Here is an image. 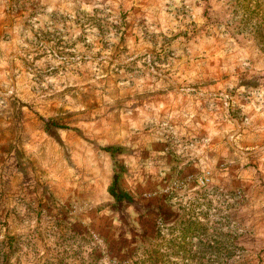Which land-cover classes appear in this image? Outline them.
Segmentation results:
<instances>
[{"label": "rangeland", "instance_id": "obj_1", "mask_svg": "<svg viewBox=\"0 0 264 264\" xmlns=\"http://www.w3.org/2000/svg\"><path fill=\"white\" fill-rule=\"evenodd\" d=\"M235 16L232 0H0V264H134L208 200L264 264V42ZM111 144L132 202L108 190Z\"/></svg>", "mask_w": 264, "mask_h": 264}, {"label": "trees", "instance_id": "obj_2", "mask_svg": "<svg viewBox=\"0 0 264 264\" xmlns=\"http://www.w3.org/2000/svg\"><path fill=\"white\" fill-rule=\"evenodd\" d=\"M232 1L240 29L264 42V0ZM50 124L68 128L56 121L46 123L47 126ZM103 149L114 161L113 180L108 187L110 194L116 203L132 202L134 194L121 185L124 165L119 154L124 147L111 144ZM208 201L204 206H183L182 217L175 224L159 226L155 240L139 250L134 264H250L247 249L238 241L239 233L231 216L223 211L212 212V201Z\"/></svg>", "mask_w": 264, "mask_h": 264}]
</instances>
